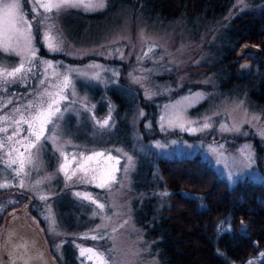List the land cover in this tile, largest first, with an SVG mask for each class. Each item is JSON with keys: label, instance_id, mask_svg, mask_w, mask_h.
<instances>
[{"label": "rangeland", "instance_id": "1", "mask_svg": "<svg viewBox=\"0 0 264 264\" xmlns=\"http://www.w3.org/2000/svg\"><path fill=\"white\" fill-rule=\"evenodd\" d=\"M252 1L231 0L225 11L213 18L180 15L169 23H162L158 17L150 20L140 6L133 7L138 10L134 18L129 8L115 12L116 0H110V16L102 13L99 19L93 16L105 12L107 0L105 7L96 11L67 8L45 12L37 6L38 16L46 23V28L38 31V40L46 52H59V58H49L35 49L36 59L31 65L34 74H29L27 83L0 90V116L18 119L14 108L36 101L45 88L61 92L65 76L70 86L61 94L68 99L59 103L62 119L45 131L46 136H56V141H43V150H38L39 146L32 150L36 158L26 166L27 175L16 176L18 165L9 168L4 162L18 158L16 151L11 158L5 155L11 149L27 155V125H21L23 130L9 141L7 136L16 125L11 120L0 122V127H8L7 133L0 132L4 143L0 149V183L10 185L0 188V238L8 217L24 205L25 215L31 213L33 223L39 218L44 222L59 262L64 263L63 246H67L71 251L67 260L78 264H95L87 259L88 254L80 256L81 248L104 253L109 264H159L156 238L148 230L160 219L158 208L166 200L162 193L171 191L161 180L156 162L159 157L197 154L228 187L242 178L264 183V137L259 134L264 130V97L249 96L248 82L230 81L225 68L211 66L222 57L229 18ZM34 4L35 0H27L28 9ZM49 30L59 51H49L46 46L44 33ZM14 43L21 52L16 55L20 63L29 53L22 37ZM32 45L35 48L33 41ZM69 57L73 60L62 61ZM8 63L0 62V66L10 70L19 64ZM113 95L123 102V109ZM65 108L68 111H63ZM109 110L112 126L99 128L95 121L106 118ZM205 122L210 127L204 128ZM255 139L261 149L258 154ZM57 148L68 154L73 167L74 154L79 158L80 153L122 149V153L112 152L120 157L119 167L127 163L123 153L132 157L133 167L127 173L117 172V183L100 188L99 177L110 170V162L106 157H95L89 163L98 169L96 181H68L58 172L63 158ZM21 180L24 187L19 186ZM77 192L90 194L104 208L75 196ZM63 198L71 208L72 229L58 209ZM227 225L220 221L219 229ZM38 228L43 236L42 228ZM92 236L104 238L93 240ZM262 254L264 249L241 264H256Z\"/></svg>", "mask_w": 264, "mask_h": 264}, {"label": "trees", "instance_id": "2", "mask_svg": "<svg viewBox=\"0 0 264 264\" xmlns=\"http://www.w3.org/2000/svg\"><path fill=\"white\" fill-rule=\"evenodd\" d=\"M116 1L119 3L114 9L115 12L129 8L133 15L131 17L134 18L138 10H133V7L140 6L139 10L150 20L156 21L154 17H158L162 23H169L180 15L197 14L206 19L213 18L224 12L231 2V0ZM109 4L110 0H107V11L97 12L95 15L108 14L111 7ZM224 29L226 39L221 44L222 57L211 66L225 68L230 81L248 82L247 94L263 98L264 0L256 2L253 0L250 6L247 5L237 11L229 18ZM244 40L259 45L261 52L258 57L251 59L250 69L244 76L235 77L233 51ZM255 71L257 73L253 74ZM114 97L120 102L119 109H123L120 98ZM257 141L255 139L258 154L261 153V149ZM156 162L163 184L167 190L171 189L162 206L158 208L159 221L152 222L153 226L148 230L151 237L156 238L159 264H241L255 256L260 249H264L263 182L242 178L228 187L226 180L218 176L197 154L189 157H159ZM59 202V212L69 225L68 228H74L70 220L71 208L66 205L64 198ZM148 210L152 213L149 206ZM29 211L34 213L32 208ZM147 216L144 215V218ZM220 221H226L228 225L219 229ZM39 222L45 229L43 221ZM45 241L54 251V246L46 233ZM65 263L77 264L74 259L71 261L66 259ZM256 264H264V255Z\"/></svg>", "mask_w": 264, "mask_h": 264}, {"label": "snow or ice", "instance_id": "3", "mask_svg": "<svg viewBox=\"0 0 264 264\" xmlns=\"http://www.w3.org/2000/svg\"><path fill=\"white\" fill-rule=\"evenodd\" d=\"M239 2L243 3V0H239ZM37 6L42 8L45 12H52L53 10L58 12L61 9L67 8H83L86 11H96L105 7V3L104 0H35L33 11H36ZM31 29V22L25 19L20 0H0V53L20 56L21 52L17 50V46L14 43L19 37L24 39L25 48L29 53L26 59H22L17 66L12 67L10 70L4 66H0V90L6 91L10 84L27 83L29 74H34L31 65L36 59V50L32 45L33 36ZM44 41L49 51L60 50L59 45L55 42L56 37L51 35L50 30L44 33ZM46 63L49 67L52 66L51 62ZM26 64L29 66L26 67ZM241 67L244 68L247 67V65H242ZM43 83L44 81H41V84ZM69 86L70 81L68 77L65 76L62 81L61 92L52 93L48 88H45L44 91L39 94L36 101H29L26 106L14 108L13 112L18 114V119L7 114L0 116V122L11 120L12 124L16 125V130H14L11 135L7 136V140L9 141L23 130L21 125H27L28 135L24 137V140L27 141V155H25L24 152H19L18 149H11L5 154L7 157L11 158L13 151L19 153L18 158L4 161L9 168L13 165H18V167L14 169L16 176H20L21 174L27 175L25 171L26 166L33 164L36 158L33 155V149H37L39 146L38 150H43V141L49 139L53 140V142L56 141V136H46L45 131H50L48 125L55 126L56 122L62 119L63 113L59 103L60 100H67L68 97L61 93ZM57 97H59V99H57ZM9 103H11V101H9ZM85 110H87V105H85ZM63 111H68V109L65 108ZM93 119L95 118L93 117ZM254 119H258V117H254ZM111 120V110H109V115L106 118L96 120L95 123L99 128H109L112 126ZM203 127L208 128L210 125L205 122ZM235 131H239V129H235ZM0 132L7 133L8 127H0ZM259 134L264 137V130H261ZM19 142L20 141H17V143ZM3 148L4 143L0 140V149ZM57 151L60 152V156L63 158L59 165L58 172L63 173L66 180L73 181V178H76V182L80 183H93L96 181L98 179V169L92 168L89 162L93 161L95 157H106V160L110 162V170L107 171L105 175L99 177L100 183H98L97 186L100 188L110 187L113 183H117L116 173L120 171L127 173L130 168L133 167L132 157L127 156L126 153H123V155L127 158V163L122 168L119 167L120 157L113 156L112 152L122 153V149H109L107 153L93 152L90 155L80 153L79 158L74 154L71 156V161L75 162V167L72 166L67 153H64L59 148H57ZM247 159L249 161L252 160L251 154L248 155ZM9 186L10 185L7 183H0V188ZM19 186L24 187L23 180L20 181ZM74 195L97 204V207L100 209L104 208V205L98 204L88 193L77 192L74 193ZM162 195L166 196L168 193H162ZM40 199L45 200L47 197L41 196ZM241 223L243 224V222ZM103 238V236L91 237L93 240ZM18 248L20 250L27 248V244L21 242ZM86 254H88L87 259L90 261L94 260L95 264H109V260L105 257L104 253L97 252L92 248H81L80 256L84 257ZM12 264H15V262H12Z\"/></svg>", "mask_w": 264, "mask_h": 264}, {"label": "water", "instance_id": "4", "mask_svg": "<svg viewBox=\"0 0 264 264\" xmlns=\"http://www.w3.org/2000/svg\"><path fill=\"white\" fill-rule=\"evenodd\" d=\"M246 52H251L257 57L260 47L250 42L243 41L234 52V56L239 59ZM242 65L247 67L242 68ZM249 63L241 60L238 63L235 75L241 76L248 71ZM21 216L11 220L5 228L0 241V264H53L45 250L44 244L36 230L25 223ZM24 242L27 248L20 250L18 246Z\"/></svg>", "mask_w": 264, "mask_h": 264}, {"label": "flooded vegetation", "instance_id": "5", "mask_svg": "<svg viewBox=\"0 0 264 264\" xmlns=\"http://www.w3.org/2000/svg\"><path fill=\"white\" fill-rule=\"evenodd\" d=\"M237 63H238V61H237V62H235V70H236V67H237Z\"/></svg>", "mask_w": 264, "mask_h": 264}]
</instances>
